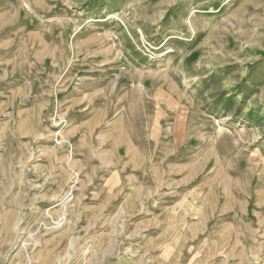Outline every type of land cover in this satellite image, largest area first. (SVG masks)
I'll use <instances>...</instances> for the list:
<instances>
[{"label":"rangeland","instance_id":"rangeland-1","mask_svg":"<svg viewBox=\"0 0 264 264\" xmlns=\"http://www.w3.org/2000/svg\"><path fill=\"white\" fill-rule=\"evenodd\" d=\"M0 264H264V0H0Z\"/></svg>","mask_w":264,"mask_h":264}]
</instances>
